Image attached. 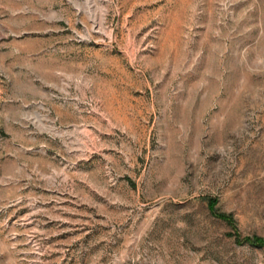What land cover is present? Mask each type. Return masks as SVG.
I'll return each mask as SVG.
<instances>
[{"label":"rangeland","instance_id":"374dc122","mask_svg":"<svg viewBox=\"0 0 264 264\" xmlns=\"http://www.w3.org/2000/svg\"><path fill=\"white\" fill-rule=\"evenodd\" d=\"M0 264H264V0H0Z\"/></svg>","mask_w":264,"mask_h":264}]
</instances>
